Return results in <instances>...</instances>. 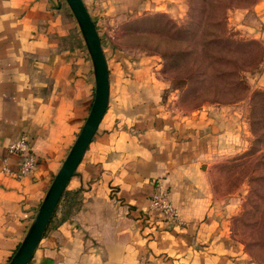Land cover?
Masks as SVG:
<instances>
[{
	"label": "crops",
	"instance_id": "crops-1",
	"mask_svg": "<svg viewBox=\"0 0 264 264\" xmlns=\"http://www.w3.org/2000/svg\"><path fill=\"white\" fill-rule=\"evenodd\" d=\"M83 1L108 66V103L28 264H258L223 222L201 170V119L170 112L161 78L114 45L111 1ZM253 9L264 22V0ZM246 27L264 39L262 23ZM94 91L92 60L66 0H0V264L23 240ZM19 135L36 157L21 176L20 155L7 149ZM160 190L182 224L151 208Z\"/></svg>",
	"mask_w": 264,
	"mask_h": 264
},
{
	"label": "rangeland",
	"instance_id": "rangeland-1",
	"mask_svg": "<svg viewBox=\"0 0 264 264\" xmlns=\"http://www.w3.org/2000/svg\"><path fill=\"white\" fill-rule=\"evenodd\" d=\"M110 1L109 37L161 78L170 112L201 119L216 208L264 264V39L246 29L264 26L257 0Z\"/></svg>",
	"mask_w": 264,
	"mask_h": 264
},
{
	"label": "water",
	"instance_id": "water-1",
	"mask_svg": "<svg viewBox=\"0 0 264 264\" xmlns=\"http://www.w3.org/2000/svg\"><path fill=\"white\" fill-rule=\"evenodd\" d=\"M66 2L77 20L92 60L95 76L94 99L83 125L55 173L23 240L7 264H28L31 260L40 239L48 228L67 182L74 174L86 147L95 134L108 103V66L95 22L83 0H66ZM204 166L205 164L202 165Z\"/></svg>",
	"mask_w": 264,
	"mask_h": 264
},
{
	"label": "built area",
	"instance_id": "built-area-1",
	"mask_svg": "<svg viewBox=\"0 0 264 264\" xmlns=\"http://www.w3.org/2000/svg\"><path fill=\"white\" fill-rule=\"evenodd\" d=\"M7 149L9 152H15L20 155L17 169L18 176L25 175L34 168L36 157L32 147L29 145L26 135H19L12 139L8 143ZM150 206L152 209L159 210L168 223L173 225H180L183 223V219L180 217L177 208L166 190L152 193Z\"/></svg>",
	"mask_w": 264,
	"mask_h": 264
},
{
	"label": "trees",
	"instance_id": "trees-1",
	"mask_svg": "<svg viewBox=\"0 0 264 264\" xmlns=\"http://www.w3.org/2000/svg\"><path fill=\"white\" fill-rule=\"evenodd\" d=\"M66 189L64 190V192H63V194H62V197H61V199H60V201L64 198V196L66 195ZM60 201H59V203H60ZM59 203H58V205H59ZM58 205H57V208H56V210H55V212H54V214H53V216H52V218H51V220H50V223H51V221L53 220V218H54V216H55V214H56V211H57V209H58ZM50 223H49V225H50Z\"/></svg>",
	"mask_w": 264,
	"mask_h": 264
}]
</instances>
